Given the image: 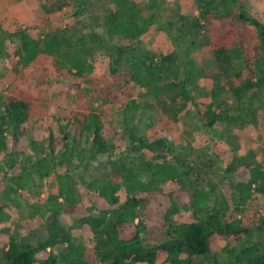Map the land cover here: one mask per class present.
<instances>
[{"label":"trees","instance_id":"obj_1","mask_svg":"<svg viewBox=\"0 0 264 264\" xmlns=\"http://www.w3.org/2000/svg\"><path fill=\"white\" fill-rule=\"evenodd\" d=\"M41 1L46 8L50 0ZM51 1L58 9L74 6L75 21L44 40L19 28L9 35L18 37L12 52L2 49L17 76L9 91H0V220L7 216L6 200L20 195L21 205L32 207L30 221L37 214L44 232L33 241L18 238L14 229L0 245V264H264V236H254L238 216L242 203L254 197L253 182L264 193V151L250 149L226 165L229 175L240 165L250 175L236 180L238 198L231 203L201 155L175 142L168 127L189 103L198 104L189 87L193 66L185 70L182 50L198 47L211 25L220 30L208 41L218 71L198 118L210 131L217 123L255 119L253 100L264 108V20L246 0L178 1L165 19L162 0H151L149 14L136 0ZM154 24L175 49L157 52L143 45ZM99 47L108 56L107 72L94 77L88 57ZM51 66L74 68L78 86L87 93L100 86L105 102L120 100L121 127L115 113L94 107L63 113L55 105L46 135L31 138L30 150L23 148L20 135L36 95L20 83L28 75L44 79ZM136 85L141 99L134 97ZM227 93L235 104L227 102ZM152 109L165 121L147 134L157 124ZM35 174L56 178L57 191L48 190L40 204L29 203L22 192ZM79 183L96 198L82 201ZM181 209L194 219H173ZM65 214L88 227L86 239L75 238ZM213 234L223 240L220 253L213 251Z\"/></svg>","mask_w":264,"mask_h":264},{"label":"rangeland","instance_id":"obj_2","mask_svg":"<svg viewBox=\"0 0 264 264\" xmlns=\"http://www.w3.org/2000/svg\"><path fill=\"white\" fill-rule=\"evenodd\" d=\"M136 1L144 14H149L152 11L151 0ZM178 1L185 2L186 0H162L160 2L163 19L172 15ZM246 1L253 13L264 20V0ZM46 2L47 7L44 8L41 0H0V91H9L12 81L17 76L2 50L4 48V50L8 49L12 52V45L18 41V37L9 36L10 33L16 32L19 28H26L31 36L44 40L58 28L75 21L74 6H64L62 9H58L51 0ZM208 30H203L198 47L182 50L185 70L193 66L194 77L191 79L189 87L195 95L198 106L189 103L187 109H184L176 120L171 119L169 121L168 127L171 129L175 142L189 145L192 150L191 155H201L206 170L217 183V190L222 192L232 203L231 199L238 198L239 193L236 180H246L250 175L247 170L242 168L243 165H240L236 171L229 175L226 172V165L233 161L234 156L246 154L250 149L255 152L264 151V108L259 105V100H253L254 107H256L255 119L244 125L241 122L234 125L217 123L215 129L210 131L200 122L198 118L199 109L202 110L204 104L209 101L207 86L212 83L211 75L218 71L208 41L220 36V30L213 25ZM143 45L157 52H168L176 48L175 43L167 37L165 30L158 24H154L144 34ZM189 61L191 65H189ZM88 62L92 65L91 74L94 77L107 72L108 56L103 48L99 47L92 50ZM66 68L59 71L51 66L44 74V79L38 80L34 74L33 76L28 75L20 83V87L36 95L33 98L31 119L25 123L26 129L20 135L23 148L27 151L30 150L28 144L31 138L39 139L46 135V125L54 121L53 109L55 105L59 106L63 113L77 108L91 107L104 111V115L115 113V122L121 127L118 110L121 109L122 102L120 100L105 102L98 92L100 86L87 93L78 86L77 82L80 77L74 73L75 69L69 71ZM139 90V86L136 85L133 94L137 99H141ZM225 97L229 104H235V97L232 93L225 94ZM151 112L157 124L146 128L147 134H152L160 128L161 122L165 121L157 109H152ZM184 152L186 151L184 150ZM236 162L238 161L236 160ZM94 166L92 167V169L94 168L93 171L96 170V166ZM33 180H30L28 184L30 187L26 184L22 190L29 203H43L48 190L57 191L54 174L43 178L35 174ZM49 183L52 184L50 189ZM256 186L257 184L253 182L251 191L254 192V197L251 196V201L242 203L238 216L242 217L243 223L252 229L254 236L263 237L264 193L256 192ZM78 188L81 192L82 201L89 203L93 198H96L95 194L89 192L84 185L79 183ZM15 196L16 199L6 200L7 203L4 206L7 216L0 220V245L4 243L8 234L14 229L18 231L16 232L18 238L23 236V238H29L33 241L44 232L37 214L30 221L32 207H23L21 205L22 197L20 195ZM214 201L215 197H212L210 203H214ZM64 216L66 223L73 229L76 239H86L89 236L91 232L86 225L79 224L69 214ZM173 219L181 221L194 219V217L190 210L181 209L173 215ZM25 220L27 222H24ZM211 244L213 251L220 253L223 240L218 234L212 235Z\"/></svg>","mask_w":264,"mask_h":264}]
</instances>
